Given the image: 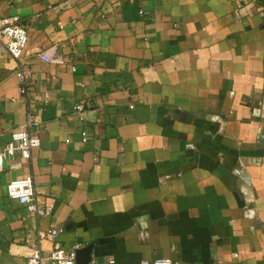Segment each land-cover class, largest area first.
Segmentation results:
<instances>
[{
  "label": "crops",
  "instance_id": "0c3cea01",
  "mask_svg": "<svg viewBox=\"0 0 264 264\" xmlns=\"http://www.w3.org/2000/svg\"><path fill=\"white\" fill-rule=\"evenodd\" d=\"M0 19L28 22L33 72L23 100L1 49L0 150L27 111L40 138L3 160L0 264L46 255L51 226L115 264H264V0H0ZM54 44L67 64L37 56ZM26 175L49 216L6 195Z\"/></svg>",
  "mask_w": 264,
  "mask_h": 264
},
{
  "label": "built area",
  "instance_id": "2783aa9c",
  "mask_svg": "<svg viewBox=\"0 0 264 264\" xmlns=\"http://www.w3.org/2000/svg\"><path fill=\"white\" fill-rule=\"evenodd\" d=\"M29 24L27 21H4L0 19V52L5 49L9 57L16 62L14 75L18 81V93L25 100L27 90L26 84L32 78L31 69L24 67L20 57L28 40ZM39 59L46 63H56L59 65L67 64V61L58 52L56 44L38 52ZM71 70L75 71V67L70 65ZM48 93H43V101L48 99ZM86 103L84 100H78L73 105V114L80 121L84 120V111ZM35 123L34 115L26 112L24 122L12 130L9 140L2 146L0 150V171H2L3 160L6 158L19 156L23 159H30L33 149L40 144V138L29 132L31 126ZM82 140H86L85 132H81ZM35 185L31 175L11 180L6 185V195L9 198L16 199L20 203L25 204L27 209L36 217L49 216L53 211V204L46 203L38 205L35 199ZM61 228L58 226L48 227L44 231L38 232L39 239H45L50 242V250L46 255L36 245L26 247L25 263L26 264H77L76 247L67 248L57 239ZM87 264H115L113 257H105L98 260L92 257ZM149 264H172L168 259L156 258Z\"/></svg>",
  "mask_w": 264,
  "mask_h": 264
},
{
  "label": "water",
  "instance_id": "95a60500",
  "mask_svg": "<svg viewBox=\"0 0 264 264\" xmlns=\"http://www.w3.org/2000/svg\"><path fill=\"white\" fill-rule=\"evenodd\" d=\"M92 243H88L87 245L76 249V258L75 261L77 264H87L91 259V252H92Z\"/></svg>",
  "mask_w": 264,
  "mask_h": 264
}]
</instances>
